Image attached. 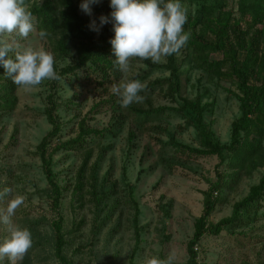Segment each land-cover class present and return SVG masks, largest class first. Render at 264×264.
I'll list each match as a JSON object with an SVG mask.
<instances>
[{"label":"rangeland","instance_id":"374dc122","mask_svg":"<svg viewBox=\"0 0 264 264\" xmlns=\"http://www.w3.org/2000/svg\"><path fill=\"white\" fill-rule=\"evenodd\" d=\"M181 2L188 17L198 14L199 6L194 0ZM0 40L12 43L18 51L32 47L51 53L47 41L39 38L35 29L26 38L4 34ZM54 61L56 70L66 63L55 58ZM164 61L162 58L159 63ZM181 71L180 96L188 99L197 94L202 96L201 103L211 106L203 117L207 128L217 140L226 143L230 123L239 115L238 103L228 92L236 93L235 87L229 79L209 78L192 62H185ZM167 75L166 71L147 72L143 60L132 58L122 80L137 76L146 85L141 95L152 107H172L174 104L157 87L147 89L153 80ZM48 81L30 89L17 86L14 110L0 116V190L11 189L7 197L0 199V212L6 210L9 200L23 197L12 222L32 234V247L23 258L28 264H59L54 256L50 225L56 212L46 195L48 185L36 153V146L50 129L43 111ZM59 86L57 114L61 130L51 145L74 137L83 117L90 127L104 129L101 136L89 138L82 151H70L67 157L58 151L52 156L55 180L63 188L58 213L67 242L64 250L67 258L73 264H146L150 258L164 259L175 254V264H185L186 243L202 210V193L217 179V171L225 169L224 164L217 168L216 156H188L171 145V141L190 147H197L198 143L193 127L185 125L178 116L165 112L142 120L128 112V107L121 108L115 95L114 106L101 105V101L113 95L111 88L102 93L94 88L73 87L65 80H60ZM74 94H78L72 99L74 104L65 108ZM96 103H100L97 112H91ZM130 133L133 140L129 143ZM86 149H91V154L82 172L84 186L82 192L73 194ZM262 170L242 176L237 183H228L214 193L221 202L210 214L209 222L216 223L229 216L233 204L258 182ZM135 207L140 229L136 250ZM253 215L250 213L239 228H225L216 237H204L197 245V264H262L264 208L257 219L251 218ZM8 235L7 226L0 225V241ZM75 249L79 252L75 253Z\"/></svg>","mask_w":264,"mask_h":264},{"label":"trees","instance_id":"16d2710c","mask_svg":"<svg viewBox=\"0 0 264 264\" xmlns=\"http://www.w3.org/2000/svg\"><path fill=\"white\" fill-rule=\"evenodd\" d=\"M194 2L199 6L198 14L189 16L184 25L185 31L191 33L187 45L178 53L164 58L163 63L143 60L147 72L157 70L168 73L166 77L153 80L147 89L157 87L163 97L174 106L152 107L149 100L143 99L142 103H135L127 108L128 112L142 120L165 112H168V116H178L185 121V125L193 127L198 143L197 147H190L171 141V145L188 156H216L219 159L217 168L223 164L225 166L223 171H217V179L202 193V210L200 216L194 220L193 234L186 243L185 264H197V245L204 237H216L225 228H239L250 218V213L254 214L251 218L257 219V215L264 208V0H194ZM80 3L81 0H25L26 8L32 13L37 36L40 38V31H45L47 36L44 40L47 41L54 58L66 62L59 70L54 68L59 79L48 81L49 92L45 97L43 111L50 129L36 146V153L48 185L46 195L50 199L51 208L56 212V217L51 220L50 225L54 236V256L59 264H73V261L64 253L67 242L62 231V218L58 213L63 188L55 180L52 156L58 151L63 152L65 157L70 151H82L89 138L101 136L104 132L103 128L90 127L87 119L83 117L77 124L74 137L61 141L57 139V143L51 145V141L59 136L61 130L57 114L60 106L59 82L65 80L79 89L94 88L106 93L112 85L121 81L125 74L117 70L113 64L115 57L109 43L114 36L111 23L105 24L99 32L88 27L92 20L99 24V17L110 13L109 0H100V3L94 5L91 16L82 12ZM185 62H192L196 68L207 73L209 78L229 79L235 87L236 93L229 90L228 92L238 103L239 115L230 123V135L226 143L217 140L207 128L203 117L211 106L208 103H201L202 96L197 94L192 99L180 96L181 68ZM136 78L137 76L133 79ZM0 80L2 116L15 108L17 85L4 75V69L1 67ZM74 97H78V94L69 98L65 108L72 105ZM101 102V105L109 104V107H112L116 103V97L111 95ZM99 106L100 103L94 104L91 112H97ZM132 140L133 135L130 133L128 142ZM83 153L84 158L76 175L73 194L82 192L84 186L82 172L91 149H86ZM260 168L263 170L258 182L249 187L245 197L233 204L231 214L216 223H210L208 220L210 214L215 210L217 203L221 202L214 193L228 183H237L242 176H250ZM137 214L138 209L135 207L134 250L138 245L140 231L136 222ZM76 252L79 251L75 249ZM21 264H28V260L24 259Z\"/></svg>","mask_w":264,"mask_h":264},{"label":"clouds","instance_id":"9594fccd","mask_svg":"<svg viewBox=\"0 0 264 264\" xmlns=\"http://www.w3.org/2000/svg\"><path fill=\"white\" fill-rule=\"evenodd\" d=\"M100 0H81L80 9L92 15V5ZM110 13L99 17V24L92 20L89 29L99 32L108 23L112 25L114 36L109 40L114 66L121 73L129 71L130 60H151L159 63L162 58L172 56L185 47L191 33L185 31L188 10L181 0H109ZM32 13L25 6V0H0V36L15 34L26 38L34 30ZM41 39L47 33L40 31ZM13 53V56H9ZM54 56L44 49L25 47L16 50L12 43L0 40V67L4 75L22 88L30 89L45 80L59 79L54 70ZM146 85L138 79H124L112 85L111 91L118 98L121 108L133 103H142L141 93ZM11 193L8 187L0 190V199ZM23 204V197L9 200L4 212H0V225L7 226L9 235L0 241V264H18L32 247L29 229L15 226L12 217ZM175 254L164 259L150 258L146 264H175Z\"/></svg>","mask_w":264,"mask_h":264}]
</instances>
